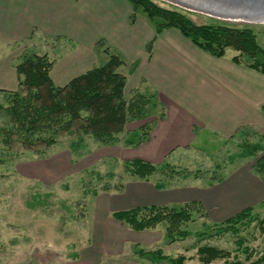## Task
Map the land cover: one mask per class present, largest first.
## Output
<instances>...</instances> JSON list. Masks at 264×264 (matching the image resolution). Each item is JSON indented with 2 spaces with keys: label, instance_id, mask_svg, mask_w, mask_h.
Returning <instances> with one entry per match:
<instances>
[{
  "label": "rangeland",
  "instance_id": "1",
  "mask_svg": "<svg viewBox=\"0 0 264 264\" xmlns=\"http://www.w3.org/2000/svg\"><path fill=\"white\" fill-rule=\"evenodd\" d=\"M155 2L168 6L160 0ZM186 13L196 24L225 23L247 27L264 51V24L228 23ZM68 46L60 40L37 44L24 42L13 48L0 45V91L17 89L15 65L25 54L46 55L52 66L57 62L59 66L53 70V77L63 74L62 69L72 64L73 60L80 59L81 54L87 55V60L82 63L83 66L77 65L72 76L108 60L105 46L102 49L97 46L93 54L84 49L66 57L64 49ZM232 52L227 50L228 55ZM3 102V94L0 93L1 106L5 105ZM149 111L150 117L146 121L129 123L114 145H103L91 138H84L78 144L73 136L61 133L56 136L54 144L42 146L37 149L38 152L23 150L16 145L8 151H0V264H66L75 260L71 259L74 254L83 257L91 254L98 264H152L133 253L134 244L144 249L160 248L164 255L170 257L185 255L192 258L184 264H200L196 260L197 247L209 245L230 253L228 260L211 264H229L236 258L247 264L264 250V233L257 223V220L264 221L261 207L253 212L257 220L236 225L238 232L202 241L195 234L205 232L212 221L193 213L194 220L185 226L192 236L168 246L162 239V226L144 233H133L112 218V213L117 210L153 202L155 199H152L151 193H155L159 182L165 188L157 191L165 192L168 189L210 185L222 180L240 165L252 166L263 155L241 157L245 141L257 142L250 130L246 135L240 134L221 145L207 147L196 144L173 153L154 152L157 145L168 138L161 133L155 137L149 135L137 147L126 146L124 138L130 131L148 122L152 126L158 118L159 113L153 112L152 108ZM5 119L0 112V125L5 123ZM155 155L159 156L158 160L152 159ZM134 157H141V160L157 166L167 163L169 169L163 176L155 174L148 182L132 178L124 172L123 163ZM43 166L47 169L43 170ZM171 206L179 208V205ZM241 241L242 245H239ZM244 248L253 253L250 261L245 260Z\"/></svg>",
  "mask_w": 264,
  "mask_h": 264
},
{
  "label": "crops",
  "instance_id": "2",
  "mask_svg": "<svg viewBox=\"0 0 264 264\" xmlns=\"http://www.w3.org/2000/svg\"><path fill=\"white\" fill-rule=\"evenodd\" d=\"M132 13L127 0H0V45L13 48L24 42L60 40L69 45L64 49L67 57L84 49L93 54L101 41L102 47L123 61L118 72L126 77V98L134 91L155 94L152 111L159 116L150 136L161 133L168 138L154 152L173 153L196 144L221 145L242 130L256 134V140L261 137L264 146V74L233 62L234 51L229 55L226 51L221 58L210 56L174 28L156 33L154 23L139 10L130 22ZM81 55L58 77L52 76L59 66L53 64L50 78L55 86H63L76 76L72 71L87 60V55ZM158 158L155 155L152 159ZM251 168L240 165L206 186L155 190L151 193L153 202L117 211L196 202L209 221L219 223L248 208L264 210V182ZM71 262L98 264L91 254H77Z\"/></svg>",
  "mask_w": 264,
  "mask_h": 264
},
{
  "label": "trees",
  "instance_id": "3",
  "mask_svg": "<svg viewBox=\"0 0 264 264\" xmlns=\"http://www.w3.org/2000/svg\"><path fill=\"white\" fill-rule=\"evenodd\" d=\"M131 3L133 13L140 11L154 23L156 33L164 29L178 30L198 49L212 57L221 58L228 49L237 53L232 61L264 74V51L256 42L255 35L247 27H237L225 23L196 24L188 14L176 7L160 6L155 0H127ZM97 46L102 47V42ZM108 60L97 67H92L69 80L63 86H55L50 78L52 62L46 55L29 53L22 56L15 65L18 85L14 91H0L5 105H0V112L5 116V123L0 125V151H8L14 145L23 150L38 152L42 146L54 144L58 134L73 136L81 141L91 138L103 145H114L119 135L124 134L127 125L133 121H146L150 109L155 106V94L134 91L126 98L124 95L126 77L118 72L123 65L121 58L105 48ZM264 122V107L261 109ZM151 123H144L130 131L124 138L126 146L137 147L148 139ZM248 130L239 134L246 135ZM252 134V132H251ZM256 135V134H254ZM262 138L255 143L244 142L241 157H254L263 154L252 165L254 176L264 182V146ZM38 149V150H37ZM124 172L135 179L148 182L155 174L165 175L169 169L167 163L160 166L141 159L123 163ZM157 190L165 188L163 183L156 184ZM193 213L208 220L202 206L196 202L185 203L179 208L172 206H141L112 213V218L133 232H146L162 226V239L165 245L186 240L192 234L185 226L191 223ZM257 220L251 208L245 209L233 217L219 223L211 222L205 232L195 234L199 240L220 237L228 232H238L236 225L250 224ZM209 221V220H208ZM260 231L264 233V221L257 220ZM205 224V223H204ZM240 241V240H239ZM239 245H242L238 242ZM246 261L253 253L244 248ZM133 253L142 260L152 264H184L191 257L164 255L162 249H144L133 245ZM230 253L217 247L201 245L196 250V260L200 264H211L225 259ZM74 254L71 259H76ZM229 264H243L232 261ZM247 264H264V250Z\"/></svg>",
  "mask_w": 264,
  "mask_h": 264
},
{
  "label": "water",
  "instance_id": "4",
  "mask_svg": "<svg viewBox=\"0 0 264 264\" xmlns=\"http://www.w3.org/2000/svg\"><path fill=\"white\" fill-rule=\"evenodd\" d=\"M186 12L228 23L264 24V0H160Z\"/></svg>",
  "mask_w": 264,
  "mask_h": 264
}]
</instances>
